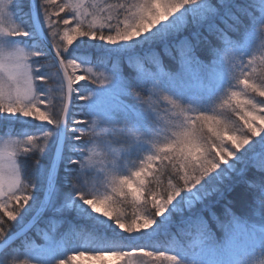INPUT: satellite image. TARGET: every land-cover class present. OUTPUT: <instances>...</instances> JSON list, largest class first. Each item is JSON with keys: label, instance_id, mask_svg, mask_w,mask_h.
Wrapping results in <instances>:
<instances>
[{"label": "snow or ice", "instance_id": "6c2138e0", "mask_svg": "<svg viewBox=\"0 0 264 264\" xmlns=\"http://www.w3.org/2000/svg\"><path fill=\"white\" fill-rule=\"evenodd\" d=\"M24 3L25 0H0V114L19 115L52 127H42L39 137L23 133L24 139L0 144V209L4 210L0 216V243L4 248L9 249L16 241L25 245L34 243L32 236L39 233L37 222L45 210L58 216L71 207L72 199H77L95 214L92 221L82 222L83 231L94 233L99 227L96 219L103 217L116 230H123L131 237L133 233H147L153 226L166 230L172 223L170 216L180 213L182 230L192 240V247L198 248L192 258L179 252L149 251L135 245L125 251L113 243L125 239L117 235L98 241L104 250L97 251L96 259L108 256L119 264H132L133 256L142 254L144 258L153 257L168 264H202L196 253L216 244L220 235L219 239L226 241L231 251V264H264V136L260 144L252 139L264 133V127L255 123L257 116L264 123V78L259 75L254 78L252 74L256 71L252 67L255 39L258 35L264 36V0H139L135 3L125 0L102 8L93 4L91 10L83 11L84 0L77 3L35 0L25 21L35 10L46 29L45 39L55 52L59 66L57 75L63 70L59 96H52L42 86L49 82V76L27 63L29 56L37 58L34 63H38V58L44 57L47 51L35 32L13 22L10 9L23 8ZM88 17L93 19L88 21ZM28 36L34 37L28 47L35 51L25 52L18 46L21 42L17 38ZM82 37L123 47L111 61L109 75L93 76L91 69L82 68L83 63L65 55ZM164 57L171 62L170 66L163 64ZM245 57L251 59L245 63ZM237 58L239 63L235 62ZM125 67L131 72L118 100L107 109L83 111L89 120L76 119V101L94 97L93 92L77 82L91 78L97 89L104 90L115 76L123 75ZM236 69H240L238 75ZM78 70L85 75H79ZM217 71L231 72L237 86L242 85L240 91L224 93L227 98L221 107H231L243 123L223 112L209 115L204 108L195 118L186 116L180 120L185 111L184 95L208 84ZM129 80L134 84L129 85ZM165 81L170 82L169 86H163ZM226 81L225 88H232L231 79ZM157 89L163 92L167 107L176 110L173 115L180 120L178 124L162 123L158 111L146 99L156 95L153 90ZM129 98L148 118L149 140L155 137L162 146L140 158L137 170L130 175L114 176L111 187L105 188V194L101 195L99 182L96 186L92 184L88 178L91 172L80 158L86 155L87 145L93 140L108 142L97 132L102 126L112 131L139 133L125 115V101ZM90 123L94 127L86 128ZM86 132L92 134L88 140H84ZM59 133L65 140L61 146L62 158L76 166L70 197L64 196L57 183L59 168L54 163L49 164L47 180L39 191H34L36 184L27 172L26 180L21 179L17 166V152L21 148L25 158L35 156L36 152L42 154L50 138ZM224 133L231 135L226 138ZM131 140L134 139L130 135L112 142L126 145ZM73 151L79 154L78 159L72 158ZM38 159L33 168L39 167ZM115 161L113 156L106 167L117 170ZM153 165H157L155 170ZM165 175L166 187L162 186ZM238 185H243L244 193L251 197L248 215L257 218L255 223H249L233 211L234 201L229 196ZM129 196L133 207L144 209L143 214L133 213L134 219H129L118 207ZM141 196L143 204L139 205ZM29 216L31 220L27 219ZM209 218L215 222V231ZM52 235L46 233L44 239ZM79 255L83 256L84 252ZM0 264H12V253L0 255ZM55 264H64V260L56 259Z\"/></svg>", "mask_w": 264, "mask_h": 264}, {"label": "trees", "instance_id": "16d2710c", "mask_svg": "<svg viewBox=\"0 0 264 264\" xmlns=\"http://www.w3.org/2000/svg\"><path fill=\"white\" fill-rule=\"evenodd\" d=\"M108 4H116L120 2H125V0H106ZM134 3L139 2V0H131ZM57 2H62V0H57ZM129 2V0H127ZM14 13V20L16 23H22L23 26L29 31L31 30L32 26H30V13L28 15V20L25 21L26 18L23 19L21 13L26 11V16L29 11V0H25L23 8L14 7L10 9ZM55 11V9H52ZM69 11H71L69 9ZM40 26L46 35V29L43 28L42 22L39 19ZM87 23V21H86ZM31 28V29H30ZM33 30V29H32ZM34 32V31H32ZM38 37V36H37ZM21 43L18 45L21 48H25L27 50L35 51L34 48H30L34 37H18L17 38ZM39 39V37H38ZM94 46L86 45L87 41H85V37L81 38L76 41L78 46L74 48H69L68 52L65 55L68 58H75L78 62L83 63L82 68L91 69L92 75L96 77H103L109 75L111 72V61L116 59L121 52L118 51H109V50H102L110 48V44H107L103 41L94 40L92 41ZM40 45L47 51V54L44 57L38 58V63H34L37 59L35 57H30L31 61V68L34 70H40L49 76V82L47 84L42 85L46 89L49 90L50 94L53 95V92L56 90V75H57V65L44 46V44L40 41ZM95 44H98L95 46ZM91 47V48H90ZM105 47V48H104ZM107 51V52H106ZM264 54V36H257L255 39V43L252 50V55L256 58L260 57ZM225 53H222V56H225ZM262 58V57H261ZM251 57H245V63H247ZM239 63V60L235 61ZM170 61L167 57L163 58V64L165 66H170ZM43 66V67H41ZM257 67V66H255ZM253 67V68H255ZM123 75L115 76L109 88L104 90L97 89L98 85L93 84L91 78L86 79L85 82L81 83L80 85L84 86L88 91L93 92L94 97L90 98L89 101H82V106L80 108V117L82 120H89L90 118L83 114V111H92L96 109H107L113 103H115L118 98L122 95L124 84L126 82V78L129 77L131 70L125 67ZM165 70H168V67H165ZM238 70L236 69V74L238 75ZM69 71V69H68ZM252 68L250 69V72ZM70 72V71H69ZM85 75V73H84ZM223 75V81H217V79ZM243 76H240V78ZM255 78V77H254ZM226 79H231L232 84L237 83L235 79H232L231 72H225L223 74L222 71H217L213 77L211 78L210 82L205 86L201 85L197 88L193 89V92H189L190 94L184 95L185 104L183 107L188 106L187 101L194 99L196 100L197 104L201 106H209L210 103L213 102V98L215 95L221 93L226 86ZM129 85H133L134 81H127ZM35 84L41 85V82L35 81ZM170 82L165 81L163 86H169ZM112 86H116V89ZM228 88L224 89V92ZM156 92V95L147 96L146 99L149 103L152 104L154 100L157 99V96L163 97V92L161 90H153ZM187 98H190L187 100ZM127 105V110L125 115H127L129 122L138 132H144V118L145 114L141 113L137 110L136 107L133 106V99L129 98L128 101H125ZM205 110L207 108H204ZM207 109L206 111L208 112ZM196 112V111H195ZM199 112V111H198ZM196 112V113H198ZM242 124V123H241ZM86 128L94 127V124L90 123L89 125L85 126ZM42 126H34V125H25V124H18L17 122H0V136H12L16 138H23V133L35 135L39 134L41 131ZM104 131H101L100 134L107 138L108 142H105L103 139L102 141L98 142L97 140H93L95 142H91L87 145V153L84 157H81V161L86 169L91 172V175L88 177L90 181L94 179H98L97 173H102L103 168H100V164L102 163V159H104V164L111 163L112 153L115 152L116 149L121 148L123 146V150L128 153L135 152L136 143L140 144L142 140V136L139 133H128V132H121V131H112L111 129L103 127ZM98 132V129H97ZM91 133L87 132V136L84 140H88L91 137ZM132 136L131 141H127L126 145L123 143H115L112 141L121 140L127 138L128 136ZM136 135V136H135ZM140 137V140H139ZM76 145L80 144V141L73 142ZM261 140L256 144H260ZM91 145L92 147L95 146L96 149L93 148V153H91ZM107 147V148H106ZM133 150H132V149ZM108 149H113L109 151ZM119 152V150H118ZM135 154H138L135 152ZM52 155V150H51ZM73 159H78L79 154L77 152H73L72 154ZM34 156H29L25 158L24 156L19 157V163L22 170V177L23 180L26 179L25 173L27 172L28 175L31 176L29 171L30 167L33 162ZM117 162L122 161V157L119 156L116 160ZM75 166V165H74ZM73 166V169L76 167ZM59 175L57 179V183L61 187V190L64 196L71 195L72 192V183L71 180L75 175V172H63L60 165H59ZM100 176V175H99ZM60 178V179H59ZM46 180V179H45ZM59 180V181H58ZM45 184V183H44ZM96 186V184H94ZM245 189L243 185H238L233 194L229 196V199H233L234 207L233 211L236 213L238 217H242L244 219H248L249 223H255L256 217L249 218L248 211H249V204L251 201V197L244 193ZM218 215L221 213L218 211ZM209 223L213 227L215 231V222L209 218ZM258 227L260 225L257 224ZM37 227L39 228V233L37 235H33L32 238L35 240L34 243L25 245L22 244L20 241H16L15 244L11 245L9 249H3L0 252V255H6L8 252L12 253V259L17 258V261H25L31 262L34 264H55V260L65 259L68 255L72 253H78L82 251H86L87 249L98 251V248L101 250L103 246L96 240L99 237V231L89 232L83 231L80 227H82V222L79 220H75L72 216V212H67L64 214H60L58 216H53L50 212L45 210L43 217L40 221L37 222ZM17 229H14L15 231ZM169 232L166 234L161 233L158 235L157 240H154L155 236L151 238H146L143 242H137L138 245H144L149 249L154 251H167L170 254L181 253L182 255H188L189 258H192L193 253L198 251V248L194 249L192 247V240L189 238V235L186 231L182 230L181 228V221L179 218L177 221L172 224ZM35 232V230H34ZM99 232V233H98ZM53 234L49 237V239L45 240V234ZM31 235V234H30ZM218 241L214 245H209L207 248L199 251L196 255L202 261V264H229V261L232 260V257H229L226 253L227 242L219 239L220 235L217 236ZM14 238L13 240H15ZM101 240H105L103 236H101ZM124 247H129V243L127 241H123ZM46 245H51V248H47ZM29 258L31 260H29Z\"/></svg>", "mask_w": 264, "mask_h": 264}, {"label": "rangeland", "instance_id": "374dc122", "mask_svg": "<svg viewBox=\"0 0 264 264\" xmlns=\"http://www.w3.org/2000/svg\"><path fill=\"white\" fill-rule=\"evenodd\" d=\"M72 2L77 3L78 0H72ZM128 3H134V2L129 0ZM93 4L99 5V7L102 8V7H104V5H106L108 3L106 0H84V8L82 9V11L83 10H91V7ZM21 15L23 16V19L27 18L26 11L24 13H21ZM13 16H14V13H13ZM120 18L122 19V16ZM92 19H93L92 17H88V21H91ZM13 22L16 23L15 20ZM30 24H31L30 26H32L31 17H30ZM31 28L33 29V26ZM32 29L29 31L30 32L34 31V29L33 30ZM82 38H84V37H82ZM85 41L89 42L86 45L94 46V43L92 42L94 40H89L88 38L85 37ZM97 45L98 44H95V46H97ZM76 46H78V44L76 42H74V44L71 45L70 47L74 48ZM22 49L25 52H30L29 50H27L25 48H22ZM102 50H109L111 52L112 51L122 52L123 47L119 46V45H111L110 48H107V49L105 48ZM30 57L31 56L28 57L27 63L31 67ZM69 59H71V58H69ZM255 66H257V67H255ZM252 67H255V69H256V71L254 73H252L253 77H256L257 75H259L262 78H264V54H262L260 57L256 58V61L252 62ZM250 69L251 68L248 69L249 72H250ZM69 71L71 72L72 70L69 68ZM239 72H240V69L238 70V73ZM78 74L84 75V72L78 70ZM222 76L223 75H221L217 79V81H220V82L223 81L224 77H222ZM60 77H61L60 74H59V76L56 75V77H55V79H56V84H55L56 90L53 92L52 96H59V94H60L58 91L59 87L61 86L60 85ZM243 78L244 77H241L240 79H243ZM85 81L86 80H83V81H79L77 83L81 84ZM34 83H35V81H34ZM85 83H87V82H85ZM232 85H233L232 88H230V89L228 88L225 92L215 95L213 98V102L210 103L209 106H207V107H205V106L200 107L197 104L196 100H194V99L188 100L190 98H187L188 106L184 107L185 111L180 116V120H183L186 116H191V117L195 118V116L198 114L196 112H198L201 108H207V109H210L207 112L209 115H214L216 113L223 112V113H225L226 116H230L231 119L238 121L239 124L243 123V121L239 120L238 116H236L234 113H232L231 107H229V106H225L223 108L221 107L222 102L227 98L224 93H228L230 95L231 91H240V89L242 88V85L237 86V83L232 84ZM112 87L116 89V86H112ZM186 94H190V93L188 92ZM240 99H243V97H240ZM76 104L78 105V107L75 109V111L78 113V115L76 116V119L82 120V118L79 115L80 114V108L82 106V101L77 100ZM152 105L154 106L155 110L158 111L159 117H160L162 123L172 122V123L178 124L180 122V120H176L174 115H173V112L176 110H173L170 107H167V102L164 101L163 97L157 96V99L152 102ZM234 105H235V100L232 101V106H234ZM0 122H14V123L17 122L18 124H25V125L31 124L34 126H42L43 128H51L52 127L51 125H47L46 123L42 124V122L34 121V120H31L30 118L22 117L19 115L8 116L6 114H0ZM255 123L261 125V127H264V123H262L260 121L258 116H257ZM143 125L145 128V131L142 133L139 132V134L143 137L141 140V143L140 144L136 143L137 145L134 147L135 152L138 154H135L134 151L132 153L126 152L125 150L121 149V148H123V146H121V148H119V149H116L115 152L112 153V158H113V156H115V158L117 160V158L119 156L122 157L121 162L115 161V163H114V167L117 170H113L110 167H106V165H109L110 163L104 164V161H103L104 159H102L103 164H100L101 165L100 168H103L102 175L98 176V179H94L93 181H91L93 185L94 184L97 185V181L99 182L98 183L99 194H101V195L105 194V188L111 187L110 182L114 176H119V175H124V174L130 175L132 171L137 170V167L139 166V159L140 158H143V157L149 155L151 152L155 151L156 147L162 146V144H160V142L157 141L155 137H153L151 140H149L150 136H151V128H150V125L148 123V118L146 117V115L144 118V124ZM43 130H47V129H43ZM101 131H104L103 126L100 129H98V133H100ZM40 133H41V131H39V134H35L34 136L39 137ZM224 135L227 138V136L231 135V133H224ZM86 136H87V132H86L84 138ZM261 136H264V133H261L260 136L253 137L252 139L255 141V143H257L261 140ZM21 139H24V137L23 138H16V137H12V136H0V144H3L6 141L21 140ZM56 139H57V136L55 138H50V143L46 147L45 152L42 154H40L39 152H36V155L33 158V162H36V159L39 158L38 159L39 167L33 168V164H32L30 169H29L31 176H32V178L36 184V188L34 189V191H39L40 188L42 187V185H44V183H45V179L47 177L46 170H47L49 163H50L51 150H53V148H54ZM161 139H163V137H161ZM139 140H140V137H139ZM100 141H102V140H99L98 142H100ZM93 142H95V141H93ZM229 144L231 146L230 141H229ZM93 148L96 149L95 146L92 147V145H91V153H93L92 152ZM108 150L111 151L113 149H108ZM118 150H119V152H118ZM243 151H244V149H241V152H243ZM73 152H75V151H73ZM24 155L25 154L23 153L22 148H21L17 152V166L20 168V170H21V166L19 163V157L24 156ZM64 155L66 156V153ZM233 159H235V158H233ZM111 162H112V159H111ZM230 163L231 162H229V164ZM59 165H60L62 171L67 172L68 175H69V172L72 173L75 169V168L73 169L74 165L68 164L66 162V160L64 158H62V156H61V160H60ZM134 166H136V167H134ZM227 166H229V165H221V167H227ZM152 167L155 170L157 165H153ZM120 170H123V171H120ZM20 175H21V179L23 180L24 178L22 177V170L20 171ZM167 179H168V177H167V175H165L163 177V185L162 186L166 187ZM133 187H135V185H133ZM126 190H128V189L126 188ZM70 196L71 195H68V197H70ZM121 199H123V198H121ZM131 201H132V197L129 196L127 201L122 205H118V207L121 208V211H123L124 214L129 219H134L135 217H134L133 213L143 214L144 209L142 207H139V206L133 207ZM138 204L139 205L143 204V196H141ZM3 212H4V210L0 209V216H3ZM67 212H72V216L75 218V220H79L81 222L92 221L95 218V214L91 213L87 209V206L83 205L82 203H79L77 199L71 200V207L68 208L67 211L64 213H67ZM64 213H60V214H64ZM60 214H58V215H60ZM30 217L31 216H29L27 219H29ZM178 218L181 221L180 213H175L174 215L170 216L169 219L172 221V223L168 226V228L166 230H163V229L157 230L156 227L153 226V228L150 229L147 233H139V234L133 233V234H131V237H129L130 234L123 232V230H120V229L116 230L115 226L112 224V222L110 220H106L103 217H100V218L96 219V222L99 225V227L96 229V231L101 232V234L98 232L99 237L96 240L97 241H104V240H101V236H103L105 238V240H110L112 238H115V236H117V235H123V237H125V239H120V240H116L113 242L116 245H118L120 248H122L123 250H125V251L129 250V247L132 245H135L137 247H144V245H138V243L143 242L144 239L151 238L152 236H155V238H153V239L157 240L158 235H160L161 233L166 234V232L172 231V230H170V228H171L172 224H174L177 221ZM5 219H6V217H5ZM123 241H127L129 243V245H128L129 247H124L122 244ZM46 247L51 248V245H46ZM144 248L146 250H149V251H154V250L149 249L147 247H144ZM98 250H101V249L98 248ZM82 252H84L83 256L79 255L80 252L72 253V254L68 255L65 259H63L64 264H119V262L114 261L111 257H108V256L103 257V259H96L95 257L97 255V251H94V250L87 249L86 251H82ZM226 252H227L226 254L229 257H232V254H231V251H230L228 245L226 248ZM68 257H73L74 259L69 260ZM257 259H259L258 256H257ZM231 261L232 260L229 261V264H231ZM12 264H34V263L25 262V261H17V258H14V259H12ZM132 264H168V262L163 261V260H158V259H155L153 257L144 258V257H142V254H136L132 258Z\"/></svg>", "mask_w": 264, "mask_h": 264}, {"label": "water", "instance_id": "95a60500", "mask_svg": "<svg viewBox=\"0 0 264 264\" xmlns=\"http://www.w3.org/2000/svg\"><path fill=\"white\" fill-rule=\"evenodd\" d=\"M34 2H35V0H29V7H30V4L34 3ZM30 17H31L32 26H33V29H34L35 33L37 34V36L39 37L40 41L44 44V46L46 47V49L48 50V52L50 53V55L54 59L56 65H57V68H58L59 66H58L56 58H55V52L51 50L50 44H48V41L45 39L46 35L44 34V32H43V30H42V28L40 26V23H39V20H38V15L35 12V10L30 12ZM60 76H63V70L62 69L60 71ZM64 142H65V140H64L63 134L62 133L57 134V139H56L54 148L52 150L50 163H54L58 167H59V163H60L61 156H62L61 146L64 144ZM46 180H47V177H46ZM46 180H45V182H46ZM31 219H32V217H30L28 220H31ZM14 238L15 237H13V239ZM4 247H5V245L0 243V252L4 249Z\"/></svg>", "mask_w": 264, "mask_h": 264}]
</instances>
